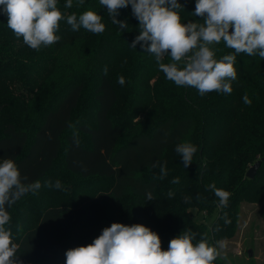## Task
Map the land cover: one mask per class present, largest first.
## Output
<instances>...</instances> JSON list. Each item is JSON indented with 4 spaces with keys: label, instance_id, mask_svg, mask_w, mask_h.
<instances>
[{
    "label": "trees",
    "instance_id": "16d2710c",
    "mask_svg": "<svg viewBox=\"0 0 264 264\" xmlns=\"http://www.w3.org/2000/svg\"><path fill=\"white\" fill-rule=\"evenodd\" d=\"M65 3L58 0L65 17L92 10L102 17L105 31H73L62 19L56 33L61 39L36 51L15 36L0 11V161L14 160L25 183L42 184L58 162L79 181L68 203L40 189L7 208L11 220L6 227L17 245V259L65 264L67 250L91 244L112 223L143 224L167 250L185 229L197 233V239L206 234L212 244L232 242L241 231L242 205L252 201L264 220V59L236 55L231 94L201 96L195 88L167 80L154 56L139 44L130 47L139 35L130 5L116 17L128 23L120 29L99 0H84L79 7L73 0L71 9ZM179 3L184 6L179 10L182 23L202 22L193 15L196 0ZM216 48L218 59L233 52L223 43ZM245 93L250 105L243 101ZM122 101L129 117L138 120L128 140L127 124L114 115ZM82 107L85 117L73 121ZM184 141L197 147L187 168L181 156L177 165L170 159ZM157 161L166 163L164 179H153L160 174L153 167ZM258 161L259 173L246 178ZM177 177L179 183L172 184ZM210 184L230 193L226 208L219 207ZM169 190L175 193L172 198ZM31 201L38 207L36 218ZM193 208L206 218L218 216L208 226L194 219ZM224 213L231 221L227 225ZM223 253L231 254L225 248ZM214 264L229 263L217 259Z\"/></svg>",
    "mask_w": 264,
    "mask_h": 264
},
{
    "label": "clouds",
    "instance_id": "9594fccd",
    "mask_svg": "<svg viewBox=\"0 0 264 264\" xmlns=\"http://www.w3.org/2000/svg\"><path fill=\"white\" fill-rule=\"evenodd\" d=\"M83 3L84 0H77V7ZM99 3L120 29H127L128 23L116 17L120 9L130 5L139 29L130 47L135 49L139 44L154 56L167 80L177 87L195 88L201 96L213 91L231 94V82L237 78L236 55L245 53L264 59V0H196L193 15L200 17L202 22L188 23L181 22L179 10L184 6L179 0H99ZM64 7L71 9L73 0H66ZM0 11L7 16V26L15 36L22 37L24 43L36 51L61 39L56 33L62 19H66L73 31L81 27L94 34L105 31L102 17L96 12L88 10L79 16L72 13L65 17L58 8V0H0ZM221 43L233 52L218 59L216 46ZM165 57L169 62H163ZM104 72L107 74V68ZM118 82L123 84L124 78L119 77ZM243 101L251 104L247 93ZM175 151L187 168L197 147L184 141L176 145ZM157 166L160 174L153 179H164L168 174L166 163L157 161L153 167ZM25 180L27 177L21 176L14 160L0 161V264H21L11 229L6 227L11 220L7 208L22 196L37 194L42 187L39 180L30 183ZM171 183L178 184L179 178ZM47 186L62 188L59 180L54 184L49 181ZM208 187L218 198L219 207L226 208L230 193L216 188L215 184ZM146 195L148 200L153 199L151 192ZM167 195L172 198L175 193L169 190ZM222 219L225 225L231 222L227 213ZM197 235L185 229L170 240L167 250H163L159 235L143 224L112 223L91 244L67 250L65 264H214L217 259L228 261L227 255H221L220 251L226 247L224 241L212 244L206 234L199 239Z\"/></svg>",
    "mask_w": 264,
    "mask_h": 264
},
{
    "label": "rangeland",
    "instance_id": "374dc122",
    "mask_svg": "<svg viewBox=\"0 0 264 264\" xmlns=\"http://www.w3.org/2000/svg\"><path fill=\"white\" fill-rule=\"evenodd\" d=\"M86 111L87 109L83 107L77 110L73 117V121H78L81 118L83 119L85 117ZM114 115L118 122L125 125L127 124V135L125 140H128L132 136V134L136 132L138 120H132L129 117L127 104L123 101L120 106L116 109ZM172 158L173 165H177V161H179L180 155L176 151H174L170 154V159ZM248 170L246 172H248ZM258 173L259 171H257V174ZM246 174L247 173H245V177L247 178ZM57 180L61 182L62 188L56 189L55 187L47 186V183L49 181L54 184ZM78 182L79 181L75 177L68 174V172L63 169L62 163L58 162L57 168L41 184L42 187L40 189L44 194L48 195V197H51L52 199H56L63 203H68L71 198L69 193L72 191V189L76 187ZM263 182L264 175L260 180V183ZM242 206L243 215L240 222L241 231L240 233H238L237 237L233 239L232 242H224L226 245L225 249L227 250V252H231V254L227 255L228 263L264 264V220H262V218L258 214L260 206L253 201L243 204ZM31 207L32 211L34 212V217L36 218V209L38 208L36 201H31ZM189 212L192 214L196 221L203 222L208 226H210L212 221H214L218 216V213L215 212L212 217L208 216L206 218L205 212L199 214L194 208L190 209ZM203 215H205V218ZM220 251L221 254L224 255L223 249H220ZM18 260L21 262V264H24L22 260Z\"/></svg>",
    "mask_w": 264,
    "mask_h": 264
},
{
    "label": "water",
    "instance_id": "95a60500",
    "mask_svg": "<svg viewBox=\"0 0 264 264\" xmlns=\"http://www.w3.org/2000/svg\"><path fill=\"white\" fill-rule=\"evenodd\" d=\"M261 166V161H258L256 162L247 172L246 176L247 178L249 179H254L256 174H257V171L258 169L260 168Z\"/></svg>",
    "mask_w": 264,
    "mask_h": 264
}]
</instances>
